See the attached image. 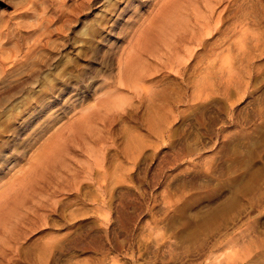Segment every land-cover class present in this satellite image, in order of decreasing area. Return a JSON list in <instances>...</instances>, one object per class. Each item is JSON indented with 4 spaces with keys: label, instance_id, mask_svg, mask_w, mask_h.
<instances>
[{
    "label": "rangeland",
    "instance_id": "1",
    "mask_svg": "<svg viewBox=\"0 0 264 264\" xmlns=\"http://www.w3.org/2000/svg\"><path fill=\"white\" fill-rule=\"evenodd\" d=\"M0 264H264V0H0Z\"/></svg>",
    "mask_w": 264,
    "mask_h": 264
}]
</instances>
